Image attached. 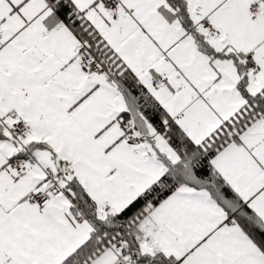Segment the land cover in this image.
I'll use <instances>...</instances> for the list:
<instances>
[{"label": "snow or ice", "instance_id": "obj_1", "mask_svg": "<svg viewBox=\"0 0 264 264\" xmlns=\"http://www.w3.org/2000/svg\"><path fill=\"white\" fill-rule=\"evenodd\" d=\"M0 264H264V0H0Z\"/></svg>", "mask_w": 264, "mask_h": 264}]
</instances>
